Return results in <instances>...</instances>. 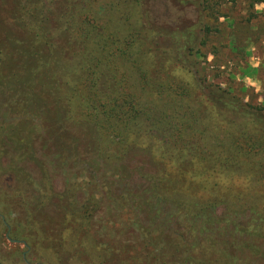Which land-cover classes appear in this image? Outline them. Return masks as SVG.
Segmentation results:
<instances>
[{"label": "trees", "instance_id": "16d2710c", "mask_svg": "<svg viewBox=\"0 0 264 264\" xmlns=\"http://www.w3.org/2000/svg\"><path fill=\"white\" fill-rule=\"evenodd\" d=\"M204 6L203 0H0V57L20 69L17 74L13 72L8 85L0 81L1 100L6 99L0 101L5 104L0 106V129L14 117L33 127L41 125L33 119L32 111L13 115L10 107L17 100L25 106L41 105L40 113L52 115L56 107L61 108L60 102L69 105L83 85L85 119L60 112L49 121L59 132V150L69 152L66 140L76 157L95 153L96 147L106 141L126 145L138 125L146 124L150 131L163 136L167 147L180 146L186 157L198 158L208 124L201 123L199 109L197 112L187 105L182 112L181 101L188 96L187 90L166 87L161 75L167 69H144L146 56L156 65L165 68L168 62L172 69L191 75L196 91L216 109L218 123L246 128L249 119L258 121L262 115L261 109L206 79L199 63L205 47ZM146 42L149 47L144 51ZM164 89L173 90L175 97ZM49 104L54 111L45 108ZM25 131L27 128L22 129ZM34 137L18 147L1 135V186L5 177L13 175L7 172L17 171L24 160L40 168L41 177L51 181L50 175L58 167V149L51 142L45 147L42 138ZM234 144L242 151L247 147L250 153L264 151V140L247 143L250 146L240 145L238 140ZM202 145L215 147L212 158L218 164L225 162L221 154L233 150L229 141L218 140L214 145L210 137ZM118 172L123 177L132 175L120 165ZM137 187L128 190L124 199L130 209L146 218L150 227L154 223L167 226L170 218L162 212L158 186ZM218 208L207 204L195 211L188 209L182 215L187 240H176L178 246L186 248L185 258L170 254L164 259L157 254L154 264H264V218L254 210L242 214ZM1 216L2 226L3 220L11 222Z\"/></svg>", "mask_w": 264, "mask_h": 264}, {"label": "rangeland", "instance_id": "374dc122", "mask_svg": "<svg viewBox=\"0 0 264 264\" xmlns=\"http://www.w3.org/2000/svg\"><path fill=\"white\" fill-rule=\"evenodd\" d=\"M203 1L206 34L199 58L201 69L208 82L229 89L247 104L261 109L259 120L249 119L246 128L218 123L216 109L196 91L191 75L172 69L168 62L165 68L156 65L149 55L143 68L151 72L158 67L167 69L161 75L166 87L181 86L188 92L181 101L182 112L187 105L199 109L201 123L208 124L196 159L186 157L180 146L167 147L163 136L150 131L146 124L138 125L126 145L106 141L96 147L95 153L76 157L66 139L69 152L59 150V132L49 121L64 112L85 119L83 85L69 105L60 102L61 108L56 107L52 115L40 113L41 105L25 106L17 100L10 107L13 115L32 111L33 119L41 125L43 122V126L33 127L14 117L1 127L0 137L18 147L33 141L35 135L43 139L45 147L51 142L58 149V167L49 182L41 177L40 168L27 160L17 171L7 172L13 175L5 177L0 185V216L11 222L3 220V226L0 222V264H154L157 254L164 259L170 254L185 258L187 250L176 240H187L182 215L188 209L195 211L203 205L216 204L219 211L228 208L246 214L254 210L264 218V151L250 153L247 147L242 151L234 144L235 140L243 146L264 140V0ZM148 47L146 42L144 51ZM14 71H20L17 65L0 57L3 85L10 83ZM168 91L165 93L174 98V91ZM0 101L6 99L1 100L0 95ZM44 102L40 101L42 105ZM45 108L55 109L50 104ZM26 128L25 136L22 129ZM31 128H36V133L29 132ZM30 136L34 137L31 141L27 140ZM208 137L214 145L218 140L233 144L231 152L221 154L225 162L218 164L212 158L215 147L202 145ZM119 165L132 175L121 176ZM152 184L158 186L162 212L170 218L167 226H148L149 221L137 216L124 200L128 190Z\"/></svg>", "mask_w": 264, "mask_h": 264}, {"label": "water", "instance_id": "95a60500", "mask_svg": "<svg viewBox=\"0 0 264 264\" xmlns=\"http://www.w3.org/2000/svg\"><path fill=\"white\" fill-rule=\"evenodd\" d=\"M12 242L17 243L16 241H12Z\"/></svg>", "mask_w": 264, "mask_h": 264}]
</instances>
